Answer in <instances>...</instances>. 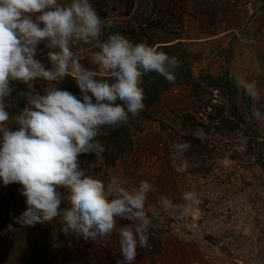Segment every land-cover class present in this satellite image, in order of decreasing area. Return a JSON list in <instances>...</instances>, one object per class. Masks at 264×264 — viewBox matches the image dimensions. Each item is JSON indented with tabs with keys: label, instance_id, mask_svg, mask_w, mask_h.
Returning a JSON list of instances; mask_svg holds the SVG:
<instances>
[{
	"label": "clouds",
	"instance_id": "1",
	"mask_svg": "<svg viewBox=\"0 0 264 264\" xmlns=\"http://www.w3.org/2000/svg\"><path fill=\"white\" fill-rule=\"evenodd\" d=\"M112 26V21H102L90 0H70L66 5L58 0H0V180L4 185H22L26 210L16 218L21 227L59 217L65 235L76 234L96 242L111 236L118 220L129 221L119 227L122 259L116 264H133L138 247L150 246L152 222L161 220L162 212L181 211L184 205L162 195L157 206L148 208L149 216L146 202L154 191L149 181L128 187L125 180L112 176L104 182L86 175L78 158L86 153L101 155V131L126 125L144 109L143 77L155 72L174 82L179 60L158 51V46L133 42L119 32L102 38L105 27ZM42 41L50 49V69L36 59ZM75 42L97 49L91 52V59L98 71L80 63L71 47ZM68 76L75 81L79 97L57 87L55 82ZM229 76L233 78L231 73ZM37 80L53 83L45 94L22 93L27 103L14 118L18 130H9L5 109L13 91L10 83ZM191 146L190 141L174 142L170 148L179 159ZM172 167L177 173H185L189 165L173 160ZM59 189L67 190V207L63 209ZM181 199L198 202L195 191H185Z\"/></svg>",
	"mask_w": 264,
	"mask_h": 264
},
{
	"label": "built area",
	"instance_id": "2",
	"mask_svg": "<svg viewBox=\"0 0 264 264\" xmlns=\"http://www.w3.org/2000/svg\"><path fill=\"white\" fill-rule=\"evenodd\" d=\"M103 1L107 8L113 10L111 0ZM230 2L235 5L237 1L230 0ZM148 7L149 14H140L145 28H148L147 19L153 22L160 20V13L154 2H150ZM129 11V15H137L139 0H134ZM118 25L122 26L123 23L120 22ZM108 33L104 29L102 38H105ZM238 37L244 44L257 45L264 41V29L256 34L249 35L244 40L241 39V36ZM72 45L76 48H93L91 45H83L81 42H75ZM10 87L13 91L6 101L8 107L5 110L8 112V109L13 106L20 107L23 110L27 100L22 93L28 91L17 89L14 81L10 83ZM177 93L178 89L173 88L172 95ZM207 110L208 116L212 110L211 108ZM8 114L11 119L12 114L9 112ZM202 117L204 116L202 115ZM8 129L13 131L9 127ZM2 138L3 132H0V142H2ZM195 139L194 137L190 140L191 148L193 150L202 149L204 145L202 143L204 142ZM207 139L211 140L210 142L215 146H219L221 143L218 139L211 138V136H208ZM224 140L228 141L227 136L224 137ZM246 140L247 138L241 139L239 145L232 146L230 144L226 149L229 153H238V155L245 156V162L251 164L256 158L254 154H246ZM174 142H181V136L176 135L171 129L160 130V135L155 138L151 145L137 149L134 161L127 169L126 174L134 177L139 165L146 170L159 167L163 157L157 151L161 150L165 151L171 161L170 172L166 177L160 175L150 176V183L158 187L159 191L156 198L153 199L152 205L146 207V213L150 216L151 214L147 212L148 208L158 205V199L162 193L160 191L172 187L174 197L171 200L174 203L183 204L184 207L181 211L162 212L163 229L176 236L187 252H193L196 248H199L201 258L194 261L193 264H249L248 262L255 264L254 260L244 255L243 245L249 239H253L256 243L259 235L264 232V194L262 198H253L249 201L240 200L236 191L227 194L225 188L235 186V180L242 168L235 160L225 166H217L207 174L194 173L190 167L185 173H177L172 167V162L173 160L179 162L170 148V145ZM249 144V148L254 152L261 151L264 146L259 139H254ZM221 146L222 144L219 147ZM80 163L84 164L82 160H80ZM137 185L129 181L126 186ZM58 191L61 193V209H63L67 207L65 199L67 190L59 189ZM185 191H195L198 202L195 204L185 203L181 199ZM7 212L6 217L2 216L0 207V220L4 221L3 225L0 226V237L2 238L8 232H11L16 224L14 209L10 206ZM59 219L57 217L51 223L38 224L34 228L25 249L26 264H69L68 262L74 259H79L82 264H100L99 259L94 256L96 251L106 252L112 258L118 256V248L106 239L99 240L94 246L92 240L85 241L76 234L65 235L61 231L62 225L59 223ZM54 228L57 230L55 238ZM56 238L59 239V244L54 242ZM149 245V247L140 249L148 252L153 264H165L168 253L167 246L164 243L159 245L149 243ZM38 248L49 249L50 257L44 261L43 255L37 251ZM8 254V251L1 254L0 259Z\"/></svg>",
	"mask_w": 264,
	"mask_h": 264
},
{
	"label": "crops",
	"instance_id": "3",
	"mask_svg": "<svg viewBox=\"0 0 264 264\" xmlns=\"http://www.w3.org/2000/svg\"><path fill=\"white\" fill-rule=\"evenodd\" d=\"M113 3V10L107 9L106 17L98 15L101 17L102 21H112L114 31L119 32L121 34L126 35L130 40L136 42L135 39L131 38L133 34H143L145 42L150 40V42L154 43L155 46L170 44L173 42H181L186 51L195 58V65L193 67L196 71H205L211 74H216L221 71V69H229L232 73L233 79L237 85H247L250 82H256V75L253 72L249 73V67L246 68L245 65H248V57L240 55L241 46L240 43H243L239 40L238 36H244L240 31V24L242 20L247 16V11L251 10L250 0H237V3L244 6L243 11L236 8L237 5H233L230 0H139V12L135 16L129 15L128 11V3L129 6H132L134 0H132L130 5V0H111ZM155 2L158 7V11L160 13V19L162 23L168 22L170 17H174V20L180 22L177 25L176 31L178 34L174 37L173 41L171 39L168 40H160L157 36L160 34L162 30L161 27L156 29H147L143 26L144 21L140 17L142 13L149 14L150 10L147 3ZM58 3L61 5H66L70 3V0H58ZM246 8H249L246 10ZM258 25L264 24V8L263 11H260L257 16ZM127 21V24H126ZM122 22L126 28L119 26L118 24ZM125 23V24H124ZM128 27V29H127ZM256 27V26H255ZM124 28L125 30H122ZM142 29L139 32V29ZM127 30H131L128 33ZM242 34H241V33ZM170 34V33H169ZM249 35V34H247ZM153 36V37H152ZM157 38V39H156ZM239 41V42H238ZM258 45V44H257ZM74 53H76L77 58L80 63L88 69L98 71V66L91 59V52L96 51L95 48H76L71 45ZM50 51L46 47L45 42H41L37 48L36 59L43 62L48 69L51 68V63L48 60L47 53ZM214 61L213 60V57ZM237 64L240 65V68L237 67ZM235 70V72H234ZM246 70H248L246 72ZM234 72V73H233ZM197 72H194V74ZM196 75V74H195ZM106 79L108 77H105ZM15 86L19 89H25L33 93L45 94L47 88L53 82H48L44 80H37L31 82L29 84L22 83L20 81H14ZM57 87L62 90H67L73 93H79V89L76 86L75 81L72 77H65L63 81L55 82ZM76 91V92H75ZM184 91V90H183ZM182 91V92H183ZM75 92V93H74ZM180 97L185 99L186 95L181 94ZM167 97H172V90L168 92ZM187 100L189 99L187 95ZM178 102H182L180 99ZM177 102V104H178ZM22 111L20 107H11L8 111L10 114H13L14 117L7 122L9 128L13 131L18 130L17 125L15 124L14 118ZM166 111H169V114H165ZM181 108L177 105H170L168 110H165L161 117L159 118V127L164 125V117L169 118V124L172 125V121H175L174 129L178 130V126L183 130V124L181 121V115L183 113L180 112ZM172 114V116H171ZM163 118V119H162ZM180 124L178 125V123ZM163 123V124H162ZM151 128V127H150ZM160 128L153 125L152 129L149 131H154L151 135H146L145 138H137L135 134H131L133 140L132 148L126 152L124 155H121L117 160L115 167L107 171V178L112 176H117L125 180L126 182L132 181L134 184H138L141 180L149 181L150 173L157 172H149L151 170L144 169L141 165L138 166L137 173L134 177H130L126 174L127 169L132 165L134 161V157L137 154L138 146L143 142H145L146 146L152 144V137H157L160 135ZM213 129L209 132L206 130H194L193 136L197 138L208 137L211 135ZM131 133V131H130ZM140 137V136H139ZM241 141V140H240ZM157 153L162 156V164L158 170V173L163 177L167 176L171 168V161L169 157L166 155L165 151H157ZM167 156L165 158L164 156ZM234 159L229 157L221 158L220 163H231ZM237 161V160H235ZM98 168L101 167L102 171H105L103 160L101 157L97 160ZM209 172H205L203 174H207ZM246 178L244 171H239L236 179V184L238 187V181ZM246 181V180H245ZM150 182V181H149ZM14 187L15 191L11 197L13 198V204L10 201V187ZM154 191L148 194V199L146 202V207L152 205L153 199L158 195L159 188L153 186ZM161 196H167L172 199L174 196V190L171 188H164L163 191H160ZM26 197L21 195V190H19V186L16 183H12L9 185H4L3 181L0 180V207L2 216L6 217V213H8V208L11 206L15 211L16 218L19 217L26 210ZM119 221V220H118ZM51 223V222H49ZM130 223L129 221H120L117 222L116 229H114L111 236L98 238L96 242L92 241V244L96 246L97 242L101 239L108 240L112 245L116 246L119 250L118 256L112 258L106 252L96 251L94 256L99 259L100 264H116L118 259H122L120 248H119V236L118 231L121 225H126ZM40 223H37L34 226H26L21 227L18 223L15 224V227L11 230L8 237L0 241V252L2 254L7 251L9 254L0 259V264H26L25 261V249L27 246L28 238L30 237L32 230L35 226ZM159 225H152L149 228V243L154 245H159L164 243L168 248L167 259L165 264H193L194 261L201 258V253L199 248H196L193 252H186L182 246V243L177 239L176 236L171 234L170 232H165V230L157 231ZM53 229V228H52ZM57 230L54 228V238L57 236ZM28 236H26V234ZM25 236L27 238H25ZM55 243L59 244V239L56 238ZM56 244V245H57ZM43 255L44 261L50 257L49 249H37ZM69 264H82L79 259L72 260L68 262ZM133 264H153L148 252L141 250L139 247L137 249V258Z\"/></svg>",
	"mask_w": 264,
	"mask_h": 264
},
{
	"label": "rangeland",
	"instance_id": "4",
	"mask_svg": "<svg viewBox=\"0 0 264 264\" xmlns=\"http://www.w3.org/2000/svg\"><path fill=\"white\" fill-rule=\"evenodd\" d=\"M131 1L132 0H130V5L132 3ZM148 4L149 3H147V5ZM154 4L157 6L155 2ZM250 4H251V10L249 8H246V10L249 9L247 11V16L242 20L240 24V31L244 35V36L240 35L242 40L247 38L249 35L256 34L260 32L262 29H264V24L258 25L257 19H255V16H257V14L260 11H263L264 0H250ZM235 5H237L236 6L237 9L243 11L244 6H242L237 2ZM128 7H129V3H128ZM178 23L180 22L174 20V17H170L168 22L163 23L164 26L162 27V30L160 34L157 36V38L160 40L171 39L173 41L174 40L173 38L176 37V35L178 34V31L175 30L178 28L176 25ZM123 27L126 28L125 25H123ZM124 28H122V30H125ZM127 31L128 33L131 32V30H127ZM238 46H241L240 55L244 57L246 54V56L248 57V65L245 66L246 68L247 67L250 68L249 73L253 72V74L256 75L255 78L256 82L253 81L244 86L237 85L235 79L230 78L229 74L232 72L229 69H221L220 72L214 75L210 73L215 78L222 76L223 74H225V72L228 73L229 76L228 80L234 81L237 88L239 89L238 95L235 98L237 104L235 105L233 104V97L230 96L229 92L224 90L222 93V91L219 90V93H217V91L215 92L216 89L208 87L206 81H204L203 83L202 81H199L198 77L201 72H204V74H207L209 72H205L201 70L199 72L197 70L195 71L193 68L196 67L195 58L191 56L193 81L191 80L188 84H181L175 86L174 88L178 89V93L172 95L171 98L165 97L164 99L165 107L154 120L139 119L137 121L132 122V124L129 125L130 126L129 129L131 131L130 134L132 135L135 134L138 139L139 138L143 139L149 133H150L149 135L153 134L154 131H149V130H151L152 126L155 125L157 126V128H160L161 131L164 129H171L176 135H178L179 137L181 136V142L190 141L191 139H193L194 136L192 132H194V130L197 131L202 129L209 132L211 129H213L211 138L218 139L221 142L220 144H222L221 147H219L220 144L219 146L213 145V143L210 142L211 140H208L207 138L205 139L204 136L202 137L203 138L202 142L204 143L201 142L202 144H204L202 149L193 150L190 147L186 152L181 153L178 162L187 161L190 169H192V172L203 174L205 172H209V173L212 172L213 169L217 166L227 165L228 163L227 164L220 163L221 158L223 157L227 156L229 158L237 160V163H239L242 166L241 170L244 171L246 178L238 181V187L235 182L234 183L235 186L225 188V191L227 192V194L236 191L237 194L239 195L240 200L245 199L249 201L252 200L253 198L254 199L262 198L264 194V146L261 151L254 152L251 149L250 152H247L248 155L254 154L256 157V160L253 161L251 164L245 162V158H244L245 156L238 155V153H232V152L229 153V151L226 148L230 144L232 146H234L233 144L238 145L241 139H246V138L249 139L248 142H252V140L254 139L256 140L259 139L264 145V41L258 43V45H253V46H249L244 43H240V45ZM214 58L215 56L213 57L212 61H214ZM237 67L240 68V65L237 64ZM247 71L248 70H246V72ZM194 72H197L195 73L196 75L194 74ZM221 86H223V84ZM181 94L186 95L185 99L179 96ZM75 95L77 97L80 96L79 93H76ZM187 95L189 97L188 100L186 99ZM180 99L182 100V102H178ZM172 104L177 105L178 108L179 107L181 108L180 112L183 114L181 115L180 118L183 124V128L185 127L184 130L182 128L180 129L179 126L177 127L178 130L174 129L173 127L175 126L176 120H173L171 125L169 124L168 122L169 118L167 117H164V125L159 127V118L161 117V115L165 110H168L170 105L172 106ZM236 106H237V110H239L238 112L243 113V116L240 115V118L235 117L236 113H233L234 107ZM208 108H211L212 112L207 116ZM167 113L169 114V111L165 112V114ZM256 113L260 114L259 118L256 117L255 115ZM202 115L204 117H202ZM228 122L229 123L234 122L237 128L234 131H229L228 128L230 124ZM179 124L180 122L178 123V125ZM231 132H232V137H229L231 135L230 134ZM216 134H218L219 136H216ZM221 134L223 135L227 134L228 141H224L223 137L220 138ZM144 140L138 146V148L147 147ZM154 140L155 137H152V143ZM248 142L246 144H249ZM166 155L164 156L165 158H167L168 156ZM78 159L79 161L81 160V155L79 156ZM160 166L157 168H153L151 171H149V172H157V173H150V174L160 175L158 173ZM80 167L85 171L86 175L90 174V176L92 177L95 176L94 178L101 179L104 182L110 179V177L107 178L108 173L106 170L102 171V169L100 168L99 171H93L90 169L91 167L90 168H87L86 166L84 167V164L82 165L81 163H80ZM16 184L17 186H19V190H22V185L18 183ZM13 188H15V186L10 187L11 203L14 201L13 198L11 199L13 193L15 192ZM155 224L160 226L159 228L156 229L157 231L164 230L162 220H154L152 222V225ZM28 234L29 233H27L26 236H28ZM26 236L25 238H27ZM243 249H244V255L249 256L250 259L254 260L255 264H264V232H262L259 235V239L257 240L256 243L253 239L246 240L243 245ZM248 263L252 264L251 262Z\"/></svg>",
	"mask_w": 264,
	"mask_h": 264
},
{
	"label": "trees",
	"instance_id": "5",
	"mask_svg": "<svg viewBox=\"0 0 264 264\" xmlns=\"http://www.w3.org/2000/svg\"><path fill=\"white\" fill-rule=\"evenodd\" d=\"M90 3L93 5L97 13L101 16L106 17L107 15V6L103 0H90ZM131 9L129 6L128 11ZM130 13V11H129ZM148 28L147 29H156L158 27L164 26L162 20L160 19L158 22L150 21L147 19L146 21ZM105 29L108 32H113L114 28H107ZM139 29V28H138ZM142 29H139L141 31ZM143 34H133L131 38L135 39L136 42H144L149 46H155L154 43L147 40L145 42ZM158 51H163L167 53L170 57H176L179 60V67L175 69L176 79L174 82H169L162 76L158 75L155 72L149 73L143 77V83L141 87L144 90L145 99H144V109L138 114L137 117L129 119V122L117 128L115 130L111 128H104L101 131V135L98 137V140L103 144L104 151L101 155L96 156L94 154H81V160L84 162V167L90 168L93 171H99L101 167L98 168L97 160L99 157L103 160L104 169L106 171L112 170L117 160L120 158L121 155H124L128 152L133 146L132 136L130 134L129 125L132 122L137 121L139 119L142 120H154L159 113L162 112L163 108L165 107L164 99L167 97L168 92L172 90L175 86L181 84H188L191 80L193 81V70H192V59L191 55L186 51L183 47L181 42H174L165 45H159ZM228 73L225 72L222 76L215 78L210 73L204 74L201 72L198 79L199 81L207 82L208 87L223 91H227L230 93V96L233 97V104H237L235 98L238 95L239 89L237 88L236 84L232 80H228ZM109 82H112L110 78ZM223 84V86H221ZM237 106L234 107L233 113H236L235 117L240 118V115L243 116V113L238 112ZM211 120V118H210ZM234 121V120H232ZM229 123V122H228ZM229 131H234L237 127L234 122L229 123ZM235 124V125H234ZM232 134V132L230 133ZM216 136H219L216 134ZM222 138L223 134L220 135ZM251 148L247 147V152L250 151ZM96 169V170H95ZM88 173V172H87ZM90 175V174H87ZM95 177V176H93ZM4 221L0 220V226L3 225Z\"/></svg>",
	"mask_w": 264,
	"mask_h": 264
}]
</instances>
